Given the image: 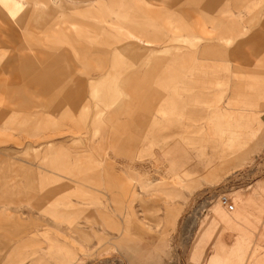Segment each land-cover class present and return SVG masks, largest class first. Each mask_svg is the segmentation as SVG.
I'll return each instance as SVG.
<instances>
[{
    "label": "rangeland",
    "instance_id": "374dc122",
    "mask_svg": "<svg viewBox=\"0 0 264 264\" xmlns=\"http://www.w3.org/2000/svg\"><path fill=\"white\" fill-rule=\"evenodd\" d=\"M180 1L55 0L41 53L0 27V264H264V0Z\"/></svg>",
    "mask_w": 264,
    "mask_h": 264
},
{
    "label": "crops",
    "instance_id": "0c3cea01",
    "mask_svg": "<svg viewBox=\"0 0 264 264\" xmlns=\"http://www.w3.org/2000/svg\"><path fill=\"white\" fill-rule=\"evenodd\" d=\"M128 1V0H127ZM200 0H186L187 3L189 2H197ZM40 2L42 4H40ZM144 2L149 3V4H155L157 2L166 4V5H171L173 3H176L177 7H185L187 4H184L183 1L181 2L180 0H155L153 2H150L148 0H144ZM18 4V5H17ZM61 4H64L62 2ZM178 4V5H177ZM17 5V6H16ZM55 0H0V27L5 26L8 29V36L7 38L9 39H17L18 35L16 33H23V32H28L25 35L21 34L26 40L28 39L29 41L27 42V48L30 50H35L37 52H42L40 44H36V42H33L32 40H35L34 34L31 35V30L37 28H41V21L39 20V14L40 12L44 9L48 12H54L55 11ZM135 5L133 3H128V6ZM209 7L211 8V3L209 2ZM111 7H119V4H114L111 3ZM16 7V8H15ZM176 7V8H177ZM43 8V9H42ZM42 9V10H41ZM15 10V11H14ZM264 11V2L262 4V10L257 13L258 15V20L256 22H260V19L263 17L262 12ZM230 14V13H229ZM230 15L229 18H223L220 20H210L206 23H209L212 25V28L216 29L219 28L220 26L224 24H228V26L233 27L236 25L237 21L232 19ZM55 30H53V34L48 35L47 37L55 38V42L57 43L58 37L55 34ZM195 33V32H194ZM197 34V33H195ZM7 35V34H6ZM21 36V37H22ZM211 40V39H210ZM1 41V38H0ZM29 43V44H28ZM211 50V54L214 55L216 52L219 55H221V51H217L216 49H213L212 47L209 48ZM52 51H57L56 49H51ZM203 50V49H202ZM20 60V59H19ZM24 62H26L27 65H24L23 67L25 69L30 70L27 74H24L27 82L29 83L30 86H36L38 87V92L41 94H49L54 101H58V104L60 101L61 94L60 91L62 90H70L71 86L65 85L59 83V78H58V72H56L55 68L50 69L49 71L45 72H40L37 70L36 66L34 64H30L31 60L30 57L22 59ZM203 60V59H201ZM28 78V79H27ZM1 87V86H0ZM9 88V87H8ZM7 89V88H6ZM8 90V89H7ZM53 102V101H52ZM57 104V103H56ZM53 102V107L57 106ZM5 116V113H0V121L3 120V117ZM232 133H233V142L232 143H240L238 140L236 142V138H240L241 136L243 137V131L246 128V123L237 121L236 124L231 125ZM223 144V143H222ZM158 184L153 183V185L149 184L147 188L144 189V191H141L140 193V203L143 204V196L147 195L150 196L153 193L160 192L162 191V194L164 195V198H166L165 203L166 206L164 208V216L161 218H158V214L160 213L161 209L154 207V208H148L147 212L152 216V221L154 222V225L156 228H161L163 227L166 222H172L173 214L177 211L178 206L176 204V201L178 200V195H177V190H170L166 191L164 189H158L157 187ZM144 205V204H143ZM127 232H129V229H126Z\"/></svg>",
    "mask_w": 264,
    "mask_h": 264
},
{
    "label": "built area",
    "instance_id": "2783aa9c",
    "mask_svg": "<svg viewBox=\"0 0 264 264\" xmlns=\"http://www.w3.org/2000/svg\"><path fill=\"white\" fill-rule=\"evenodd\" d=\"M219 202L221 204V206H223L224 208H226V210L230 211V212H234V206L231 204V202L229 201L228 197L225 196H221L219 199Z\"/></svg>",
    "mask_w": 264,
    "mask_h": 264
},
{
    "label": "bare ground",
    "instance_id": "6f19581e",
    "mask_svg": "<svg viewBox=\"0 0 264 264\" xmlns=\"http://www.w3.org/2000/svg\"><path fill=\"white\" fill-rule=\"evenodd\" d=\"M39 1H40V0H39ZM17 5H18V4H17ZM17 5H16V6H17ZM15 8H16V7H15ZM14 11H15V10H14Z\"/></svg>",
    "mask_w": 264,
    "mask_h": 264
}]
</instances>
